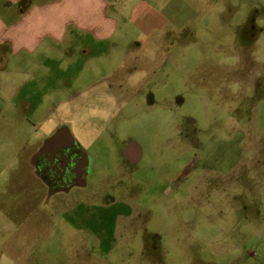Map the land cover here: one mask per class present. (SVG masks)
Wrapping results in <instances>:
<instances>
[{
	"label": "rangeland",
	"instance_id": "1",
	"mask_svg": "<svg viewBox=\"0 0 264 264\" xmlns=\"http://www.w3.org/2000/svg\"><path fill=\"white\" fill-rule=\"evenodd\" d=\"M109 1L116 29L104 38L74 24L62 36L68 19L91 25L73 8L0 12L2 253L18 264H262L264 0ZM58 126L91 161L76 200L43 199L29 166Z\"/></svg>",
	"mask_w": 264,
	"mask_h": 264
},
{
	"label": "flooded vegetation",
	"instance_id": "2",
	"mask_svg": "<svg viewBox=\"0 0 264 264\" xmlns=\"http://www.w3.org/2000/svg\"><path fill=\"white\" fill-rule=\"evenodd\" d=\"M130 144L132 143L126 146L127 153L131 150ZM139 159L141 149L138 147V156L132 158L131 162ZM90 165L89 157L74 139L71 129L64 126L49 131L29 158L33 180L42 186L43 199L49 200L59 194L76 200L79 197L78 193L88 188Z\"/></svg>",
	"mask_w": 264,
	"mask_h": 264
},
{
	"label": "crops",
	"instance_id": "3",
	"mask_svg": "<svg viewBox=\"0 0 264 264\" xmlns=\"http://www.w3.org/2000/svg\"><path fill=\"white\" fill-rule=\"evenodd\" d=\"M8 1H12V2H8ZM6 2V0H0V12L1 10H5L7 11L8 9L5 8V5L7 4H13V5H17L20 4L21 2H26L28 6L30 7H36V6H40V7H53V6H59V7H67L68 9L73 8L76 11V17L81 18L82 21L84 22H89L91 23V25H84V26H79V24H76L77 21L72 20V19H68L66 20L63 25H62V29L59 30V32L61 33V35L65 38H71L70 36V30H69V26H71V24L75 25V30L76 31H86L87 33L91 34V36L95 37V38H104V37H109L110 35H112V33L115 31L116 29V25L113 22V20L111 18H109L106 14H107V9L110 7L111 5V1L109 0H8ZM86 2V3H85ZM85 6L86 10L83 12L81 9H79L78 7L80 6ZM92 6L95 9V18H92L93 14L91 13V9ZM81 13H83L85 16H82ZM100 19V20H99ZM79 20V21H81ZM97 21L99 20L98 23L93 24L92 25V21ZM154 22V21H153ZM68 32V33H66ZM5 32H2V30H0V45L1 43H3V37H4ZM60 35V36H61ZM52 37V36H51ZM53 38V37H52ZM8 40L9 39H4ZM33 191V190H32ZM28 193V197L30 198H34L36 195V192H32ZM44 198V196H43ZM22 209H24L23 207H14L13 210L17 211L18 213H23V214H28L30 211L25 210L22 211ZM13 213L15 212H11L10 215H13ZM16 216V214H15ZM126 217V216H125ZM125 217H123L121 214H116L115 219L117 221H120L121 223L124 222V220L126 219ZM14 217H12L13 219ZM11 219V220H12ZM18 224V222H17ZM20 224V223H19ZM4 244H0V264L5 263V262H9L10 264H18V260H16L14 258V256H7L4 255L1 251V248ZM251 256H255L254 253H252ZM257 257V255H256ZM23 258H25L26 261H31L30 256L28 255H24ZM262 264H264V258L261 262Z\"/></svg>",
	"mask_w": 264,
	"mask_h": 264
}]
</instances>
